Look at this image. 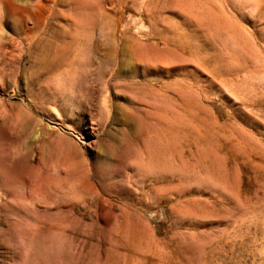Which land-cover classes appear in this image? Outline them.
<instances>
[{
	"label": "rangeland",
	"instance_id": "374dc122",
	"mask_svg": "<svg viewBox=\"0 0 264 264\" xmlns=\"http://www.w3.org/2000/svg\"><path fill=\"white\" fill-rule=\"evenodd\" d=\"M0 264H264V0H0Z\"/></svg>",
	"mask_w": 264,
	"mask_h": 264
}]
</instances>
